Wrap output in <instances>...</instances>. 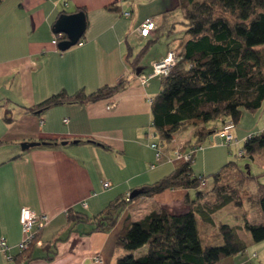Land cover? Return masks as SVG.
I'll use <instances>...</instances> for the list:
<instances>
[{
  "label": "crops",
  "instance_id": "1",
  "mask_svg": "<svg viewBox=\"0 0 264 264\" xmlns=\"http://www.w3.org/2000/svg\"><path fill=\"white\" fill-rule=\"evenodd\" d=\"M179 2H0V241L8 247L5 252L0 247V264H115L122 255L138 256L146 249L127 251L116 246L127 218L136 222L156 207L172 214L187 211L186 201L192 200L194 190H166L133 198L113 229L93 231V217L111 201L129 197L178 168L181 162L172 150L194 131L192 127L177 131L169 145L159 146L161 157L156 159L157 150L150 147L155 143L150 137L151 102L160 92V79H143L152 64L180 42L184 19ZM79 10L86 20L83 44L59 51L52 27L61 14ZM125 11L129 17L121 15ZM146 19L153 21L154 28L149 37L141 38L136 28ZM150 38L156 45L148 73L136 75L126 58ZM119 82L125 83L124 89L106 100L60 105L42 114L27 111L61 91L92 93ZM208 140L211 147L220 146L212 145L211 137ZM30 142L44 144L21 150L22 143ZM105 182L108 188L103 187ZM23 207L49 219L35 234L40 245L33 244L26 252L18 249ZM69 211L89 221L69 227ZM246 263L244 255L233 258V264Z\"/></svg>",
  "mask_w": 264,
  "mask_h": 264
},
{
  "label": "trees",
  "instance_id": "2",
  "mask_svg": "<svg viewBox=\"0 0 264 264\" xmlns=\"http://www.w3.org/2000/svg\"><path fill=\"white\" fill-rule=\"evenodd\" d=\"M179 8L183 13L184 30L180 42L170 50L176 58L170 73L156 77L160 79V92L151 102L150 127L157 149L169 145L180 129L192 127L191 138L180 150L186 152L194 147L200 150L168 175L141 188L134 200L153 197L166 190L204 187L206 177L194 175L192 171L194 157L203 149L202 142L227 123L234 128L243 112H256L264 102V0H180ZM78 12L84 14L83 10ZM55 37L56 44L65 39L64 35L55 34ZM152 43L153 40L149 41L134 56L128 54L126 62L132 73L138 68L142 71L140 63L145 58L142 56ZM151 72L152 66L146 77ZM124 87L125 83L119 82L92 93L80 90L70 95L61 91L27 111L42 114L60 105L98 102L111 98ZM239 152L238 156L251 160L264 154V131L244 138ZM231 168L238 169L229 162L212 175L214 186L210 192L221 199L217 204L209 205L205 193L197 191L194 200L187 198L188 210L184 213L172 214L156 207L136 222L127 218L116 246L127 251L146 246V250L138 256L122 255L115 264H222L226 258L244 255L246 244L235 227L220 225L222 244L217 247L201 244L198 227L200 221L211 224V215L232 202V194H227L220 183ZM256 194L263 222L245 221L243 229L252 242L259 243L264 241V184L257 183ZM132 202L128 196L111 201L93 217V231L109 232ZM67 216L69 227L86 220L81 214L74 215L70 211Z\"/></svg>",
  "mask_w": 264,
  "mask_h": 264
},
{
  "label": "rangeland",
  "instance_id": "3",
  "mask_svg": "<svg viewBox=\"0 0 264 264\" xmlns=\"http://www.w3.org/2000/svg\"><path fill=\"white\" fill-rule=\"evenodd\" d=\"M149 41H152V39H147L144 44L141 42L136 47L139 48L138 46L142 45L143 48ZM155 45L156 40L154 39L142 56L145 57L142 62L143 75L148 73V64L152 54L151 49ZM233 129L231 132L232 134L234 133L233 136H235L238 143L233 142L228 146L211 147L210 141L205 140L202 142L204 152L198 153L199 156L194 159L196 163L192 164L194 175H204L206 179L205 186L194 190L191 199L194 200L195 193L199 191L205 193V200L209 205L217 204L221 200L218 195L210 192L214 186L212 175L219 172L229 162L236 164L238 168L237 170L234 168L229 169L228 173L220 181L226 193L230 194V196L232 194V202L211 215V224L201 221L198 223L200 240L202 245L212 247L221 245V236L218 229L220 225L227 224L235 227L239 237L245 241L246 252L244 256L248 258V263L246 264H264V241L259 243L252 242L250 235L243 229V222L245 221L251 224L263 222L261 211L257 207L256 186L257 183L264 184V154L256 155L252 160L238 156L243 146V137L247 138L264 130V102L256 112H243L240 121ZM237 205L240 207L235 208ZM245 215L246 218L244 217ZM222 264H233V258L224 259Z\"/></svg>",
  "mask_w": 264,
  "mask_h": 264
},
{
  "label": "built area",
  "instance_id": "4",
  "mask_svg": "<svg viewBox=\"0 0 264 264\" xmlns=\"http://www.w3.org/2000/svg\"><path fill=\"white\" fill-rule=\"evenodd\" d=\"M122 1H127V0H122ZM121 15L124 17H129L130 12L125 11V12H122ZM153 28H154L153 21L151 19H146L136 28V32L141 38H147L149 37ZM53 43L54 44L56 43V39L53 40ZM82 44L83 42H79L77 45L81 46ZM175 62H176V58H175L174 53L171 51L168 52L164 58L152 64L151 74L148 77L144 78L143 81L153 79L156 77H160V76H163V77L167 76L170 73ZM64 121L66 122L67 120H64ZM232 129H233V125L231 123H227L222 128H220L216 133H214L211 136L212 145H220V146L227 145L228 146L232 144L233 142L235 143L236 139L234 138L231 132ZM150 137L154 138V134H151ZM150 146L157 150L156 144L151 143ZM181 146L182 145L177 146L173 150L174 159L181 163L189 161L193 157V155L198 150H200V147H194L186 152H181L180 150ZM239 154L241 153L239 152ZM160 157H161V153L157 150L156 159H159ZM203 185L204 183L201 182L200 186H203ZM109 186L110 184L108 182H105L103 184L104 188H108ZM83 206L86 207V204H83ZM48 222H49V219L47 216L37 215L27 207L21 208L20 214H19V223L21 226L22 238L18 244V249L20 251H24V250H27L33 244L40 245V243L35 240L36 239L35 234H37L39 230L43 229L44 226L48 224ZM0 247L4 252L8 249L4 240L0 241ZM94 260L99 261V258L96 257Z\"/></svg>",
  "mask_w": 264,
  "mask_h": 264
},
{
  "label": "water",
  "instance_id": "5",
  "mask_svg": "<svg viewBox=\"0 0 264 264\" xmlns=\"http://www.w3.org/2000/svg\"><path fill=\"white\" fill-rule=\"evenodd\" d=\"M86 27L85 15L82 12H76L73 14H61L52 27V32L57 35H64L65 39L57 44L59 51H66L71 47H74L80 38L83 36ZM141 69H136L135 74L139 75ZM63 142L62 144H65ZM44 143H22L21 150L25 151L32 147L39 146ZM141 191H134L130 194L129 199H133L139 196Z\"/></svg>",
  "mask_w": 264,
  "mask_h": 264
}]
</instances>
